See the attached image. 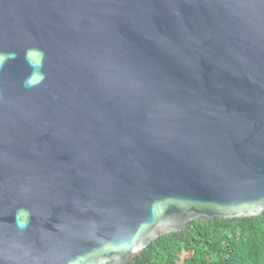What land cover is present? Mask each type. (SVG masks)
Wrapping results in <instances>:
<instances>
[{
    "label": "water",
    "instance_id": "obj_1",
    "mask_svg": "<svg viewBox=\"0 0 264 264\" xmlns=\"http://www.w3.org/2000/svg\"><path fill=\"white\" fill-rule=\"evenodd\" d=\"M263 212L264 0H0V264Z\"/></svg>",
    "mask_w": 264,
    "mask_h": 264
},
{
    "label": "trees",
    "instance_id": "obj_2",
    "mask_svg": "<svg viewBox=\"0 0 264 264\" xmlns=\"http://www.w3.org/2000/svg\"><path fill=\"white\" fill-rule=\"evenodd\" d=\"M122 264H264V212L192 220L158 236Z\"/></svg>",
    "mask_w": 264,
    "mask_h": 264
}]
</instances>
